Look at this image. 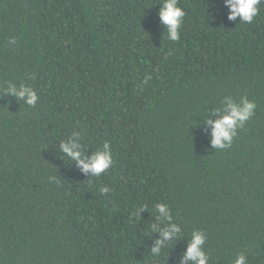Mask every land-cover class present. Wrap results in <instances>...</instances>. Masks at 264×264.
I'll list each match as a JSON object with an SVG mask.
<instances>
[{"label":"trees","instance_id":"obj_1","mask_svg":"<svg viewBox=\"0 0 264 264\" xmlns=\"http://www.w3.org/2000/svg\"><path fill=\"white\" fill-rule=\"evenodd\" d=\"M177 3L171 41L163 0H0V264H194L197 229L208 264H264V3L251 24ZM242 97L254 115L216 149L208 121ZM104 141L98 177L60 148L87 161Z\"/></svg>","mask_w":264,"mask_h":264},{"label":"clouds","instance_id":"obj_2","mask_svg":"<svg viewBox=\"0 0 264 264\" xmlns=\"http://www.w3.org/2000/svg\"><path fill=\"white\" fill-rule=\"evenodd\" d=\"M225 3L230 9L229 19L235 20L239 16L240 22L251 24L259 14L260 9L258 6L264 3V0H225ZM159 15L162 23L168 29V39L178 41L180 39L181 20L185 13L178 6L177 0H163ZM9 91L18 97L26 98V103L30 106L35 105L39 99L36 91L27 86L22 85L19 90L10 88ZM227 108V113L219 119L208 121L212 124L211 143L216 149L231 147L233 138L236 135V129L242 127L254 115L256 103L247 97H242L239 104L228 100ZM60 148L68 157L75 160L84 172L90 171L93 176H100L106 169L111 168L114 163L112 146L108 141H104L101 148L95 151L87 161L82 158L79 151L80 145L75 142L62 143ZM100 191L107 195L110 188L104 186ZM156 208L161 216L166 217L169 221L172 219L167 204L157 203ZM179 231V226L176 224L165 227L162 230L163 240L157 241L156 246L152 249L153 253H158L164 241L171 240ZM204 244L205 234L198 229L193 230L191 232V240L184 253V260L193 261L194 264H208L209 256L203 248ZM233 264H246V256L243 254L238 255Z\"/></svg>","mask_w":264,"mask_h":264}]
</instances>
